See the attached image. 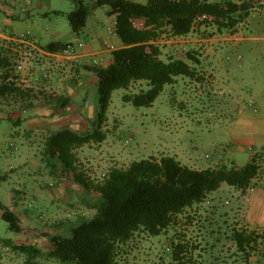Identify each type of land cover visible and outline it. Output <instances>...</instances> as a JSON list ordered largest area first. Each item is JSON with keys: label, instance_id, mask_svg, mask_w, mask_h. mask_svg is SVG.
Segmentation results:
<instances>
[{"label": "rangeland", "instance_id": "obj_1", "mask_svg": "<svg viewBox=\"0 0 264 264\" xmlns=\"http://www.w3.org/2000/svg\"><path fill=\"white\" fill-rule=\"evenodd\" d=\"M95 1L18 0L15 6L0 2V23L3 31L10 36L8 39L28 35L27 45L0 38V54L11 60L13 79H18L22 86H26L24 88L37 83L49 84L53 80L50 78L49 65L52 61L55 64L62 62L37 53L33 49V45H37L32 43L31 37L41 46L52 42L68 43L71 40L75 46L80 41L102 50L112 41L118 49L119 38L108 31L115 24L106 18H102L97 27L87 25V29L80 34V39L74 38L68 14L77 10L81 4L91 7ZM131 1L142 4L147 2ZM246 1L250 2V10L240 13L243 17L234 32H220L212 22L196 26L193 31V34H197L196 38L202 34L211 43H185L180 38L171 37L169 33L160 36L156 44L161 49V59L187 61L196 66L202 81L178 77L176 83L167 86L151 107L137 108L122 99L125 94H135L147 89L145 82L134 83L128 90H116L108 110L106 129L104 127L108 135L107 142L104 145H86L76 151L80 170L94 181L100 182L113 168H127L134 161L150 157L160 158L178 147L198 158L203 169L237 167L235 165L243 167L250 161L252 154L260 151L261 147L251 132L243 131L242 124L237 121L242 107L247 113L254 115L253 100L244 93L246 103L240 104L239 94L241 89H245L258 100L256 86L251 88L255 83L259 85L263 76L258 71L264 68V32L254 30L249 33L253 22L259 20L264 23V5L262 0ZM93 10L91 9V13ZM137 26L141 27L142 24L137 22ZM231 47L234 51L229 52ZM188 54H192L199 63L194 65V61L188 59ZM19 61L23 62V70L16 72L13 67ZM88 66L101 67L99 62L96 64L91 61ZM223 66H232L231 73L224 76L226 80L218 78L217 69ZM8 69L0 72L5 74ZM255 75H258L257 80ZM227 81H230L233 91L227 88ZM87 98L91 105L84 121L92 126L98 114L96 88H91ZM13 106L19 108L4 102L0 104V110ZM0 123V135L7 138L4 147L0 148V167L6 168L4 173L0 171V175L7 176V180L1 185L0 200L5 207L17 214L22 227L21 233L11 232L0 216V264H27V256L7 245L5 239L18 237V244L20 240L37 246L42 251L48 250L50 237L59 234L69 236L70 229L78 225L82 218H91L96 214L94 204L98 196L71 184L72 175L64 170L59 158L44 146L47 137H31L40 146H36L33 153H19L18 143L9 142L11 139L2 133L10 128L9 122ZM86 133L87 130L83 134ZM14 154L17 156L13 158ZM257 157L259 164L263 166L264 159L258 155ZM15 159L18 161H14ZM17 166L18 169H10ZM19 168L31 172V177L21 176L25 175L23 170L18 172V176L15 175ZM50 172H53L52 177L45 176ZM11 175L13 176L9 179ZM27 180L36 182L32 183L36 187L46 184L49 188L47 191L54 195L40 201L33 199L29 192L36 188L25 184ZM256 187L258 181H254L252 189ZM41 190L45 191L44 188ZM46 193L45 191L43 194ZM250 193V189L242 193L224 184L221 191L210 194L203 203L186 209L162 235L153 237L145 232L137 233L118 250L119 263L175 264L172 256L175 244L187 247L184 256L190 264H246L247 261L253 264L264 263V230L258 231L262 237L256 244L247 247L246 251L239 250L237 244V233L247 236L252 232L246 224L247 197ZM24 207L33 211L36 225L33 226L24 216V211H21ZM35 264L61 263L42 255Z\"/></svg>", "mask_w": 264, "mask_h": 264}, {"label": "trees", "instance_id": "obj_2", "mask_svg": "<svg viewBox=\"0 0 264 264\" xmlns=\"http://www.w3.org/2000/svg\"><path fill=\"white\" fill-rule=\"evenodd\" d=\"M100 7H107L109 16L116 15V32L122 47L112 51V62L108 66L91 68L97 78V118L86 134L65 128L47 139L48 150L59 158L64 170L72 175L73 182L85 192L98 196L94 204L96 214L91 218H82L78 225L70 229L69 236L59 234L50 237L48 250L45 251L23 241L15 244L7 240V245L27 256V264H35L42 255L61 264H120L118 250L137 233L160 236L180 214L203 203L222 184L246 193L252 189L260 173L257 156L243 167L221 166L204 170L187 167L173 156L150 157L134 161L127 168H113L100 182L80 170L76 151L86 145L101 144L107 139L104 127L116 90H128L134 83L145 82L147 89L125 94L122 99L137 108L151 107L165 87L174 85L178 77L202 81L196 66L187 61L161 59V49L156 41L162 34L169 33L174 38L186 37L196 26L210 22L220 32H234L243 17L240 13L250 10V2L147 0L142 4L131 0H96L91 7L81 4L68 14L71 28L77 36L86 28L91 9ZM137 22L142 26H137ZM70 46L74 44L52 42L45 47V51L62 54ZM188 59L194 61V65L199 63L192 54H188ZM11 64L8 56L0 54V71L9 68L0 78V98L25 93L10 79ZM68 102L61 97L56 106L62 109ZM6 180V175H0V188ZM0 216L11 232H22L19 217L1 200ZM261 237L256 231L247 236L237 233L239 250L246 251ZM186 252L187 247L183 244L173 246L175 264H190L184 256Z\"/></svg>", "mask_w": 264, "mask_h": 264}, {"label": "crops", "instance_id": "obj_3", "mask_svg": "<svg viewBox=\"0 0 264 264\" xmlns=\"http://www.w3.org/2000/svg\"><path fill=\"white\" fill-rule=\"evenodd\" d=\"M17 1L18 0H0V2L4 4H9L10 6H15L17 4L16 3ZM209 1L223 2L222 0H209ZM261 3L264 5V0H262ZM100 8L101 10L99 8H95L92 11L87 21V25H90L91 27H97L102 18H106L109 21H113L115 24L116 15L109 16L107 14L109 10L107 7H100ZM28 17L31 16L29 15ZM85 29H87V26ZM254 30L256 31L259 30L261 32H264V23L259 20L253 22L252 27L249 30V33L253 32ZM73 35L74 38L78 40L77 38H79L80 35L77 36L75 33ZM196 35L197 34H193L192 32L186 37H180V39L183 40L181 42L188 43L189 41H191L195 43H202V45H204V43H211V40L203 38L204 35L202 34L198 35V38H196L197 37ZM0 37L2 39H8L10 37L3 31L1 23H0ZM193 37L195 39H191ZM234 37L235 35L233 34L232 38ZM30 40L32 41V43H35L38 46L42 54L48 56V59L50 60L55 59L56 61H62V62H58L57 64H55V62L52 61L53 63L49 65V68L51 69L49 72L51 76L50 78L53 79L50 81L51 83L49 84L43 83L40 85L37 83L35 86H28V88H24L26 86H22V84L19 83L18 79H13L12 77L10 79L16 82L17 83L16 86H19L22 90H24L25 93L21 96L11 95V96H6V98H0V104L6 102L7 105L13 104L19 106V108L13 106L11 108H5L0 110V122L8 121L10 126V128L6 130V132H2V133H4L3 135L8 136L9 139H11L9 142L18 143L17 145L19 147L18 148L19 153H24V152L33 153L34 151H36L35 147L40 146V144L38 142L36 143L34 138L31 137L45 136L48 139L54 132H58L61 129H65V128L71 129L72 131L79 134L85 133L86 130L87 132H89L92 129V126H88L87 122L84 121V117L87 114V110L91 105V103H89L91 101H89L87 95L89 94L91 88L92 89L96 88L97 90V78L95 73L91 70V68H89L88 65L90 64L91 61V63L94 62L96 64L99 62L101 67H106L112 62V50L108 49V45L112 41L108 42L105 45V48H103L102 50H98L97 47L94 45L88 46L86 44H83L84 47L78 49L77 54L75 56L66 57L60 53L57 54L49 53L45 51L46 46H41L32 37L30 38ZM72 42L73 41L70 40L68 41V43H63V44H69ZM121 47L122 44L120 41L118 48ZM232 50H233L232 47L229 48V52H232ZM223 67H219V69H217L219 73L218 78L226 80V77L224 76L231 73L232 66L231 67L223 66ZM260 72L263 76L262 80H259L260 83L258 86L255 85L256 84L255 83L254 85H252L251 88L253 89L254 86H256L255 90L258 92V100L255 99L251 93L249 94V91L248 90L246 91L245 89L243 90L241 89L239 94L241 100L239 102L240 104L246 103L244 93L249 95V98L253 100L252 108L254 110V115L251 113H247L246 110H244V108L242 107L239 114L237 115L238 116L237 121H239L240 124H242L241 127L243 131H248L247 133L251 132V135L253 136L254 140H257L259 146L261 147L260 151H258L257 154H252L250 160L257 155L261 156V158L264 159V68L259 69L258 73ZM0 75H2L0 76V78H3L5 74H2V72H0ZM257 77L258 75L254 76L255 79ZM244 79H246L245 75H244ZM47 85L49 86L51 85V86L47 87ZM227 88H229L230 91H233L230 81H227ZM61 97L69 100L68 105L62 109L57 108L56 106L58 103V98ZM154 104L155 102L153 103V105ZM28 105H31L32 107H26ZM20 106H22L21 109ZM6 139L7 138H4L0 135V148L4 147V144L6 143ZM105 142H107V139ZM105 142L101 143V145L102 144L104 145ZM44 146L47 147V140L45 141ZM16 154L12 155L13 158L17 156ZM165 156H173L177 160H179L183 165L190 167L192 169L204 170L202 167H200L198 158L192 157V155L188 154L186 150L179 149V147L172 151H169ZM16 160L17 159H15L14 161ZM235 166L242 167L239 165H235ZM18 167L19 166L15 168L11 167L10 169L11 170L18 169ZM21 170H23L25 173V175H21V176L29 175L28 177H31L32 173L27 171L25 168L23 169L19 168V170L16 172L15 175H17L18 172H20ZM0 171L4 173L6 171V168L1 169L0 167ZM260 173L263 174L260 175ZM260 173L259 176L255 179V181H258V187H256L255 189H250L251 193L248 194L247 197L246 224H247V228H249L252 232L253 231L258 232L259 230H264V179H263L264 164L263 166L262 164L260 165ZM12 176L13 175H11L9 179L12 178ZM45 176L52 177L53 172H50ZM24 183L33 185L36 182H33L32 180L28 182L27 180V182ZM41 184H43V182ZM71 184L78 187L73 182V180L71 181ZM45 185L46 184L42 186L38 185L37 187L34 185L32 186L33 189L36 188V190L31 189V191L29 192L33 199L40 201V200H44V198L51 197L52 194L49 191H47L49 188L47 185L46 188ZM43 188L47 192L46 194H43L45 192V191L42 192L41 189ZM223 188H224V184H222L219 190H217L212 194L218 193ZM54 191L57 192L55 189ZM21 211H24L23 212L25 214L24 216L29 220V222L33 226L34 224L36 225V220L34 219V214L32 210H28L24 207ZM7 240H11L15 244H18V237L15 239L12 238L5 239L6 242ZM19 242L21 241L19 240ZM250 264L253 263L251 262Z\"/></svg>", "mask_w": 264, "mask_h": 264}, {"label": "built area", "instance_id": "obj_4", "mask_svg": "<svg viewBox=\"0 0 264 264\" xmlns=\"http://www.w3.org/2000/svg\"><path fill=\"white\" fill-rule=\"evenodd\" d=\"M108 31H109V33L111 34V35H113V36H116V37H118L117 36V32H116V26L113 28V26H110L109 27V29H108ZM1 38V37H0ZM8 41H12L11 43H17V44H26L27 45V41L26 40H28V35H21L20 37H18L17 39H7ZM109 46V48L112 50V51H114V50H116L117 48L115 47V45L112 43V42H110V44L108 45ZM84 47V45H83V43H81V42H79L78 43V45L77 46H70V47H68L63 53H62V55H64V56H66V57H73V56H75L76 54H77V50L78 49H81V48H83ZM33 49L37 52V53H41V50L37 47V46H35V45H33ZM13 70L14 71H16V72H20V71H22L23 70V62L22 61H19L18 63H17V66H14L13 67Z\"/></svg>", "mask_w": 264, "mask_h": 264}]
</instances>
